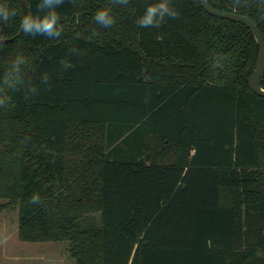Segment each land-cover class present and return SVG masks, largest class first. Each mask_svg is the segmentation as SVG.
<instances>
[{"label":"trees","instance_id":"1","mask_svg":"<svg viewBox=\"0 0 264 264\" xmlns=\"http://www.w3.org/2000/svg\"><path fill=\"white\" fill-rule=\"evenodd\" d=\"M206 1L264 39V0ZM25 2L35 15L40 0ZM153 2L64 0L59 38L0 45V198L17 206L22 241L67 243L75 264H264L258 45L196 0L139 27ZM0 3L16 11L0 39L15 37L22 7ZM104 7L110 28L94 20ZM18 56L20 77L5 78Z\"/></svg>","mask_w":264,"mask_h":264},{"label":"clouds","instance_id":"2","mask_svg":"<svg viewBox=\"0 0 264 264\" xmlns=\"http://www.w3.org/2000/svg\"><path fill=\"white\" fill-rule=\"evenodd\" d=\"M116 5L126 6L129 0H112ZM64 3V0H40L36 5L37 12H31L24 15L20 21V26L23 31L32 36L43 35L49 38H59L63 31V26L60 24V14L57 8ZM110 8L104 7L98 9L94 15V20L103 28H110L115 24V17L110 14ZM16 16V11L8 7L5 3H0V23L8 24L9 21ZM180 13L177 8L173 6L172 0H155L153 3H148L144 9L143 14L138 18L136 23L141 28H160L166 19H177ZM72 52L79 54L76 49ZM26 60L22 57H17L11 66V69L5 73L7 78L12 72L17 73L19 78L21 75L20 66L25 64ZM65 68L71 65L62 61ZM44 82H47V76L44 77ZM10 100V97H6ZM5 99H0V105H5ZM39 199L37 195H33L32 202Z\"/></svg>","mask_w":264,"mask_h":264},{"label":"rangeland","instance_id":"3","mask_svg":"<svg viewBox=\"0 0 264 264\" xmlns=\"http://www.w3.org/2000/svg\"><path fill=\"white\" fill-rule=\"evenodd\" d=\"M0 264H75L67 243L25 242L19 238L18 208L0 198Z\"/></svg>","mask_w":264,"mask_h":264},{"label":"water","instance_id":"4","mask_svg":"<svg viewBox=\"0 0 264 264\" xmlns=\"http://www.w3.org/2000/svg\"><path fill=\"white\" fill-rule=\"evenodd\" d=\"M21 7L23 16L28 13L27 5L25 0H18ZM201 8L208 13L209 15L216 17L218 19L229 20L237 23H241L242 25L246 26L250 32L252 33L257 45H258V57L255 69L253 73L248 79V87L249 89L256 95L260 97H264V89L261 87V80L264 75V39L259 30L257 29L256 25L253 21L242 15H238L236 13H223L218 10H215L211 7L206 0H196ZM24 34L22 28H20L19 32L15 37L8 38V39H0V45L11 44L15 41L16 38H20Z\"/></svg>","mask_w":264,"mask_h":264},{"label":"crops","instance_id":"5","mask_svg":"<svg viewBox=\"0 0 264 264\" xmlns=\"http://www.w3.org/2000/svg\"><path fill=\"white\" fill-rule=\"evenodd\" d=\"M105 134H106L107 136H112V135H113V133H102V136H105Z\"/></svg>","mask_w":264,"mask_h":264}]
</instances>
